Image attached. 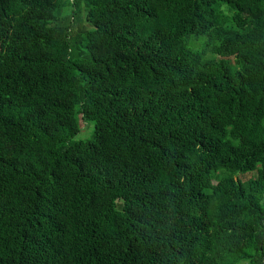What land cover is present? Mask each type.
I'll use <instances>...</instances> for the list:
<instances>
[{
    "label": "trees",
    "instance_id": "1",
    "mask_svg": "<svg viewBox=\"0 0 264 264\" xmlns=\"http://www.w3.org/2000/svg\"><path fill=\"white\" fill-rule=\"evenodd\" d=\"M0 264H264V0H0Z\"/></svg>",
    "mask_w": 264,
    "mask_h": 264
},
{
    "label": "rangeland",
    "instance_id": "2",
    "mask_svg": "<svg viewBox=\"0 0 264 264\" xmlns=\"http://www.w3.org/2000/svg\"><path fill=\"white\" fill-rule=\"evenodd\" d=\"M85 25H86V23H85ZM79 26L82 27L83 25H79ZM192 39H194V37H192ZM205 41H206L205 38H201L199 41L201 44L200 46H202L205 43ZM94 131H95L94 123H92V122L88 123L87 122L86 126L82 124V129H81L80 133L72 140V142L90 141L93 139Z\"/></svg>",
    "mask_w": 264,
    "mask_h": 264
}]
</instances>
